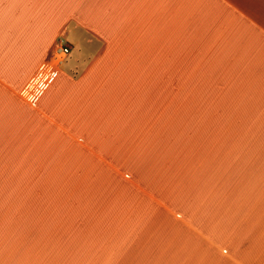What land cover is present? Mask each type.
I'll return each instance as SVG.
<instances>
[{"label": "crops", "instance_id": "crops-1", "mask_svg": "<svg viewBox=\"0 0 264 264\" xmlns=\"http://www.w3.org/2000/svg\"><path fill=\"white\" fill-rule=\"evenodd\" d=\"M134 71H171L185 115ZM30 154L42 174L0 179V264H264V0H0V173Z\"/></svg>", "mask_w": 264, "mask_h": 264}, {"label": "rangeland", "instance_id": "rangeland-1", "mask_svg": "<svg viewBox=\"0 0 264 264\" xmlns=\"http://www.w3.org/2000/svg\"><path fill=\"white\" fill-rule=\"evenodd\" d=\"M62 40L63 44L66 46L67 45V40L66 39H59ZM58 43V42H57ZM72 52V49L71 51ZM68 53H69V49H68ZM60 69L62 70V65L60 67ZM134 72H138L140 74V77L142 78L140 80V84H142L143 88H147V87H153L155 88V86H162V88L160 90H156V89H149L147 90V96H146V100L147 101H153V102H159L161 103V107L162 108H157L156 111L157 113H162V115H173V116H184L185 115V108H181L178 107L176 108L177 105L174 106V108L170 107V102L173 100L175 101V97H172V76L171 71H162V72H166L168 73V75L170 76V80L168 83L163 82L162 80H158V83L156 82V80L154 79V75L160 71H148L149 75L147 77H145L147 75V71H134ZM180 77H178L179 79ZM159 79V78H158ZM181 82L183 84H179V86H175L178 87L185 91V88L187 85H184V79L181 80ZM130 83V82H128ZM138 86H139V82L136 85H133V83H131L128 87V91L131 94H135L136 96L141 92L138 91ZM186 103V101L181 104L184 105ZM179 105V104H178ZM145 114L146 115H150L151 113H149L146 109H145ZM65 142L67 143L65 148H67L69 153H72V150L76 147L74 141L71 140H65ZM8 145L5 144L4 142V147H7ZM50 161L49 163H56L58 160L57 157H50ZM71 159V161L68 163L70 165H73V169H74V157L73 154H68L66 156H62L61 159ZM3 168H7V170H4L3 173H0V179H2L3 181L5 180H9L11 179V177L13 176V179H26L27 177V173H31L35 170H33L34 168H38L40 166H42L43 163V156H38V155H34V154H30L28 156H26L25 158L20 157V155L18 156H12V155H5L3 156ZM18 164V165H17ZM64 164L67 166L66 162L64 161ZM52 166L50 165V172H46L44 174V178L42 176V179H44L46 182L49 181V183L53 184L56 188L57 191H60L62 186L60 185V183H54V176L55 175H59L61 177L62 180H65L68 178L69 176V170H65V171H61L60 173H57V171H51L52 170ZM94 166H96V164H92L91 165V169L94 168ZM19 169V171H17L16 169ZM58 168L61 169H66L63 165L59 166ZM87 167L85 166L84 170ZM36 178H37V173L42 174V171L36 170ZM61 187V188H59ZM74 214V213H73ZM102 220L105 218H101ZM104 231H107L106 229ZM103 232V231H102ZM100 238L94 239V243L96 245H99L97 243V241ZM101 245V244H100ZM102 245H106V244H102Z\"/></svg>", "mask_w": 264, "mask_h": 264}, {"label": "built area", "instance_id": "built-area-1", "mask_svg": "<svg viewBox=\"0 0 264 264\" xmlns=\"http://www.w3.org/2000/svg\"><path fill=\"white\" fill-rule=\"evenodd\" d=\"M68 55V47L62 41L55 45L50 58L40 64L19 92V98L33 106L56 77L59 67Z\"/></svg>", "mask_w": 264, "mask_h": 264}]
</instances>
